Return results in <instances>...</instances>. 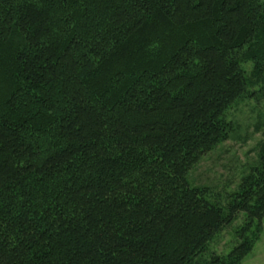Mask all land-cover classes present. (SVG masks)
<instances>
[{"label":"trees","instance_id":"obj_1","mask_svg":"<svg viewBox=\"0 0 264 264\" xmlns=\"http://www.w3.org/2000/svg\"><path fill=\"white\" fill-rule=\"evenodd\" d=\"M249 61L259 79L264 0H0V264H242L264 148L226 207L187 175L233 130Z\"/></svg>","mask_w":264,"mask_h":264},{"label":"rangeland","instance_id":"obj_2","mask_svg":"<svg viewBox=\"0 0 264 264\" xmlns=\"http://www.w3.org/2000/svg\"><path fill=\"white\" fill-rule=\"evenodd\" d=\"M250 78L246 96L236 101L226 112L233 124L228 139L205 155L187 178L192 186L207 189L206 196L218 205L226 207L245 176L260 164L264 148V75L258 79L253 74V62H244ZM246 217L238 213L233 221L214 236L201 261L211 254L224 255L238 243L236 231ZM256 229V224L253 227ZM242 264H264V219L259 229V239Z\"/></svg>","mask_w":264,"mask_h":264}]
</instances>
